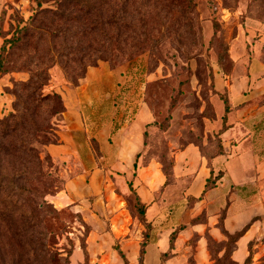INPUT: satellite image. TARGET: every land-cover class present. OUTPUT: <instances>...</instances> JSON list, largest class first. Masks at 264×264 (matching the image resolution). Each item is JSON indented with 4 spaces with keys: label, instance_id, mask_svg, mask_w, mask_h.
Wrapping results in <instances>:
<instances>
[{
    "label": "rangeland",
    "instance_id": "rangeland-1",
    "mask_svg": "<svg viewBox=\"0 0 264 264\" xmlns=\"http://www.w3.org/2000/svg\"><path fill=\"white\" fill-rule=\"evenodd\" d=\"M43 1V7L57 5L54 0ZM188 1V6L184 0H129L128 5L126 0L113 2L121 28L126 13L130 12L135 31L147 30L149 37L156 41L151 46L145 44L146 49L124 59L113 68H121L122 72L131 78L130 83L133 84L127 89L136 90L135 94L139 93V99H143L152 114V122L144 130V158L139 159L136 169L128 173L132 182L138 176L142 162L145 163L149 159L164 165L169 172L177 154L186 147H191L195 155L200 152L199 147L201 151L210 153V147L217 143L216 132L221 126L225 107L230 104L227 86L222 87L218 80H227V75L233 73L236 68L238 70V67L241 72L247 73L249 60L253 55H258L264 62V0ZM37 2L38 0H0V49L5 36L13 28L23 26L35 13ZM178 4H181L180 11L174 8ZM177 34H180V38H177ZM138 43L139 40L134 41V44ZM102 64L112 69L110 63L105 60H99L96 66L89 68L94 69ZM97 76L99 75H92L93 78ZM28 77L26 72H12L0 76V117L12 110L14 96L9 93V89L13 82ZM82 80L78 85L69 84L63 77L61 68L56 65L52 69L50 90L59 93L63 98V92L79 86ZM117 98L118 96L113 102L110 99L111 102L104 104L102 109L110 113L112 104L116 106L114 101ZM263 100L264 97H261L251 107L259 106ZM118 101L123 103L122 99ZM103 102V99L94 102L97 107L93 109L99 111L98 105ZM127 111L129 117L135 112L134 109L131 111V107ZM228 115L230 116V113ZM236 119L242 120L240 115L232 117V120ZM94 122L95 126H98V122ZM59 128L60 125L54 131L56 138H59ZM90 147L94 153L99 151V143L93 136ZM47 154L45 151L42 154L44 159H48ZM179 161L185 164L184 161ZM93 162H98V158ZM54 164V177L64 179L66 176L59 169L63 164ZM76 164L77 161H70V176L78 170ZM113 170L111 171L117 172L116 169ZM59 180L55 185L61 186ZM169 181L170 186L161 185L155 190L147 188L146 185L142 187L141 200L150 205L158 203L168 207L180 206L184 211L192 208L196 202L185 194L184 185L187 181L181 186L173 185V178ZM143 183L142 181V185ZM114 188L120 192L122 189L128 190V194L123 195L127 201V209L129 205L132 207L135 204V196L129 188L128 180L115 177ZM53 190L57 191V187L54 186ZM258 190L259 197L264 202V179L258 183ZM49 197L50 195L47 196L48 199ZM135 218L136 226L130 224L129 231L124 235L90 237V227H86L82 217L70 209L50 214L44 224L48 242L61 259L56 261L58 264H125L119 252L121 250L129 264H146V250L150 239L145 240V228L137 217ZM257 220L259 221L254 226L250 243L251 261L245 263L243 260L244 263L241 264H264V215ZM186 228H189V225H185L184 229L169 226L164 232L165 235H170V232L172 234L175 231L177 235ZM183 235L197 236L198 233L185 230ZM196 236L189 239L191 246L194 245ZM174 238L171 236L172 244ZM183 241L180 244L182 250L173 253L176 246L172 245L171 253L169 251L162 254L164 264H196L193 253L185 252L186 243ZM143 243L145 253L141 258ZM68 252L71 254L67 255ZM148 257L149 264H154L153 248H150ZM220 264L239 263L231 256V259Z\"/></svg>",
    "mask_w": 264,
    "mask_h": 264
},
{
    "label": "crops",
    "instance_id": "crops-1",
    "mask_svg": "<svg viewBox=\"0 0 264 264\" xmlns=\"http://www.w3.org/2000/svg\"><path fill=\"white\" fill-rule=\"evenodd\" d=\"M249 61L247 73L241 72L238 67V70L236 68L227 75V80H218L222 87L227 86L231 105L225 127L221 123L216 132H220L224 153L212 157L211 167L207 158L200 152L195 155L191 147H186L174 159L173 185L181 186L187 181L185 194L201 199L185 211L180 206L150 205L142 201L146 205L147 221L151 224L146 264H149L150 248L154 251L153 263L164 264L162 254L172 250V245L176 246L173 253L182 250V240L186 243L185 252L193 253L196 264H213L208 239L217 242L227 240L218 226L223 209H226L224 227L230 233L241 230L254 217L264 215V202L258 190V183L264 179V100L259 106L251 107L264 97V62L258 55H253ZM93 74L99 76L93 78ZM130 80L121 68L110 69L105 64L89 68L79 86L63 92L66 111L57 130L59 142L45 148L55 162L63 164L59 169L66 176L64 189L51 195L49 200L59 210L68 208L79 214L90 227V237L124 235L129 231L130 224L136 226L135 217L127 209L123 196L128 194V190H115V177L132 181L128 173L134 171V162L143 148L144 130L152 121V114L143 99H139V93L127 89L133 84ZM116 96V106L112 104L110 113L102 109ZM101 99L104 102L98 105L99 111H95L93 108L97 106L94 102ZM121 99L122 104L118 101ZM129 107L131 111L135 110L132 117L127 114ZM239 115L241 121L232 120V117ZM94 121L98 122V126ZM92 136L99 143L97 153L90 147ZM96 157L98 162H93ZM72 160L77 161L78 170L70 176ZM140 167L133 187L142 198V187L146 185L155 190L165 184L166 176L162 165L154 160ZM113 169L117 172H113ZM212 169L214 174L222 171L223 175L213 188L204 192ZM203 211L206 214L204 222L190 224ZM253 221V225L236 242L231 255L239 264L249 256L252 233L259 220ZM185 225H189L185 230L197 232L198 235H183L185 230H181L180 235L173 237L175 240L172 244L171 232L165 235V228L178 226L184 229ZM194 236L196 241L191 246L189 239ZM223 252L221 250L219 255Z\"/></svg>",
    "mask_w": 264,
    "mask_h": 264
},
{
    "label": "trees",
    "instance_id": "trees-1",
    "mask_svg": "<svg viewBox=\"0 0 264 264\" xmlns=\"http://www.w3.org/2000/svg\"><path fill=\"white\" fill-rule=\"evenodd\" d=\"M54 1L57 3L55 7H43L45 1L38 0L35 13L23 26L13 28L5 36L0 49V76L12 72L29 74L27 79L13 82L9 89L14 96L12 110L0 117V264H58L56 261L61 260L48 242L44 224L50 214L59 210L47 196L55 195L65 185V178L59 180L58 176L54 177L55 161L52 157L47 154L48 159H44L42 156L46 146L59 142L54 131L61 125L66 111L62 96L50 90L52 69L58 65L65 80L78 85L85 78L88 68L96 66L99 60L108 61L113 69L116 64L156 42L149 37L147 30L135 31L130 12L126 11L121 28L119 15L113 9L114 0ZM184 2L189 5L188 0ZM128 4L129 0H126ZM181 4L174 8L180 11ZM177 36L180 38V34ZM136 40H139L138 44H134ZM229 111L230 104L225 107L223 128ZM219 134L216 133L217 143L210 147V153L201 151L199 147L210 167L212 157L224 153ZM143 158L141 151L134 162V169L139 159ZM173 165L174 161L169 172L162 165L166 176L164 185L170 184V178L174 180ZM222 175V171L214 174L212 169L204 192L213 188ZM58 180L61 186L55 185ZM128 185L135 196V204L128 208L144 226L146 240L151 231V224L146 218V205L133 187V182L128 180ZM54 186L57 191L53 190ZM189 198L194 202L201 199ZM225 213L226 209H223L218 226L227 240L217 242L208 239L213 264L231 259L238 239L247 232L253 220L260 218L254 217L241 230L230 233L224 227ZM205 215L203 211L190 224L204 222ZM171 235L173 238L176 232ZM221 250L224 252L220 256ZM119 252L125 264H129L123 251ZM144 253L145 243L141 245V258ZM249 261L251 244L245 263Z\"/></svg>",
    "mask_w": 264,
    "mask_h": 264
}]
</instances>
